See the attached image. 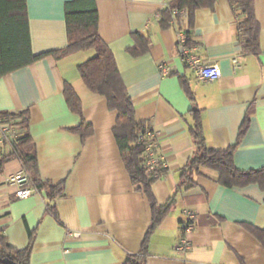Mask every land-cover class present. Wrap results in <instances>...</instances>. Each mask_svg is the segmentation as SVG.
<instances>
[{"label": "crops", "instance_id": "crops-1", "mask_svg": "<svg viewBox=\"0 0 264 264\" xmlns=\"http://www.w3.org/2000/svg\"><path fill=\"white\" fill-rule=\"evenodd\" d=\"M67 1L26 0L34 54L66 47ZM95 1L99 35L114 55L135 118L149 122L156 134L165 168L151 185L159 204L177 191L180 171L194 150L188 131L193 103L182 82L202 111L207 145L215 150L234 145L248 117L233 153L234 165L243 171L264 168V0H254L260 26L257 56L243 53L228 0L197 9L192 25L182 10L168 28L160 27L159 13L170 0ZM178 30L188 31L193 53L203 63L220 67L217 80H197L180 60ZM134 32L151 41L150 50L139 56L128 51ZM93 56L91 49L59 58L47 55L0 78V112H29L28 133L40 179L63 183L62 196L49 199L39 191L17 199L7 179L21 168L20 161L11 158L0 168V228L16 248H24L28 232L33 233L30 264H124L139 253L151 224L150 203L142 187L132 183L113 134L117 114L78 73L77 65ZM233 57L239 62L235 70ZM160 64L168 66V74L160 72ZM65 83L78 95L83 118L93 128L84 141L70 131L80 117L66 104ZM5 150L0 149V158ZM217 178V171L201 168L196 185L177 192L174 206L149 237L146 264H264V246L247 229H264V189L255 183L226 187ZM185 210L194 213L188 232ZM183 237L188 246L178 249Z\"/></svg>", "mask_w": 264, "mask_h": 264}, {"label": "trees", "instance_id": "trees-1", "mask_svg": "<svg viewBox=\"0 0 264 264\" xmlns=\"http://www.w3.org/2000/svg\"><path fill=\"white\" fill-rule=\"evenodd\" d=\"M216 0H170L160 11L159 24L162 28L171 26L176 13L186 11L192 25L194 12L201 8H213ZM237 19L238 40L244 54L259 55L260 26L255 16L254 0H228ZM67 45L64 49L34 54L28 24L26 0H0V78L24 68L47 55L59 58L76 51L91 49L94 56L77 65V70L85 86L92 92L105 98L108 108L117 114L113 134L124 166L135 185H140L147 196L152 210L150 227L146 233L139 253L127 257L124 264H146L147 242L153 230L175 204V195L196 185L195 176L201 168L217 171V181L226 187H242L257 184L264 189V168L257 170H239L235 167L233 153L248 127V117L240 126L236 143L226 150H215L206 143L202 111L194 104L189 87L182 82L185 92L193 106L190 110L191 121L188 131L194 150L189 161L180 171V183L175 194L165 203L159 204L151 191L152 183L165 172V168L150 171L145 164V144L140 137L153 131L149 122H140L135 118V107L121 79L114 55L98 32V9L95 0H69L65 2ZM188 32V31H186ZM187 45L192 47L188 33ZM133 45L128 49L133 56L142 55L150 50V38L141 32L132 34ZM63 95L70 111L80 117L78 126L70 131L84 141L93 134L92 126L82 115L81 101L69 83L64 84ZM0 121L9 125L14 132L9 145L0 158V168L11 158H17L29 173L32 184L38 191H45L49 199L63 194V183L52 184L43 181L38 175L35 148L28 133L29 112H0ZM1 170V169H0ZM247 229L264 246V229L247 226ZM28 244L16 248L8 242L0 228V264H30L33 233L28 232Z\"/></svg>", "mask_w": 264, "mask_h": 264}, {"label": "built area", "instance_id": "built-area-1", "mask_svg": "<svg viewBox=\"0 0 264 264\" xmlns=\"http://www.w3.org/2000/svg\"><path fill=\"white\" fill-rule=\"evenodd\" d=\"M174 13H178V11H174ZM175 47L177 56L186 66L190 67L194 71L197 80L208 83L217 80L221 76V69L217 64L203 63L193 53L192 47H189L187 45V35L185 31H177ZM231 62L232 68L233 70H235L239 66L238 58L233 57ZM159 68L162 74L165 75L169 73L168 66L160 64ZM13 136L14 133L10 129L9 125L0 121V145L5 146V143L9 145L10 139H12ZM140 141L145 144V164L148 169L150 171H153L156 168L164 167L162 157L157 152V140L155 132H147L140 137ZM7 182L9 185L15 188L14 196L17 199L28 198L33 194L39 192L37 188L32 184L30 175L25 170L22 164L21 168L17 172L9 175ZM184 215V229L185 232H188L193 227L194 213L189 210H185ZM68 234H71L72 236L80 235L77 232H68ZM187 246V240L184 237L181 238L178 249H185L187 248Z\"/></svg>", "mask_w": 264, "mask_h": 264}]
</instances>
